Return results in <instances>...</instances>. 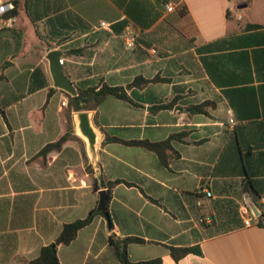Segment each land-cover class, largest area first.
<instances>
[{
  "label": "crops",
  "instance_id": "obj_1",
  "mask_svg": "<svg viewBox=\"0 0 264 264\" xmlns=\"http://www.w3.org/2000/svg\"><path fill=\"white\" fill-rule=\"evenodd\" d=\"M3 4L12 8L0 16V264L37 259L98 210L104 181H121L109 218L59 246L61 264H122L113 241L126 238L145 241L129 245L132 262L264 264V0ZM54 49L77 89L123 87L133 101L111 96L90 111L103 133L100 168L76 113L84 146L73 138L43 153L68 132ZM138 78L149 83L134 87ZM109 138L160 144L161 154ZM171 247L202 254L176 261Z\"/></svg>",
  "mask_w": 264,
  "mask_h": 264
},
{
  "label": "trees",
  "instance_id": "obj_2",
  "mask_svg": "<svg viewBox=\"0 0 264 264\" xmlns=\"http://www.w3.org/2000/svg\"><path fill=\"white\" fill-rule=\"evenodd\" d=\"M159 1L163 3H168L170 0H159ZM121 26L123 30H125L127 27L125 23H122ZM114 28L117 30V26H114ZM68 55H70V52L68 53ZM156 81H158V79H155L152 82H156ZM147 83H149V81L145 80L144 78H138L134 82V87L142 86L143 84L145 85ZM78 90L82 94H89V97L85 99L84 103H82L81 101L76 100L67 92L63 91L69 100L67 107L68 132L59 142L47 146L43 150V153L47 154L53 150L60 149L62 148L64 143H66L69 140H72L73 138L78 139L84 146V141L74 134L73 113H78L82 111H96L105 102V100L111 96L126 102L133 103L132 99L129 97L128 93L126 92V89L123 87H112L107 84H102L100 86V84H97L94 87L88 89L79 87ZM170 107H171L170 105L162 106V108H170ZM202 111H203L202 106H197L191 109L192 113H199ZM108 141H120L128 145H142L152 151H156L161 154L160 144L142 142V141L127 142L115 138H109ZM83 150L85 151V147H83ZM88 173L90 175V179L94 187V190L96 192L99 191L100 189L99 182L98 179L95 177V171L92 168V166L88 168ZM120 183L121 181H115L109 183L104 181L103 187L108 189L107 210L112 197V188ZM102 214H103L102 212L95 210L92 211L86 219L79 220L75 223L66 225L63 232L56 240V242L54 244L44 247L41 250L39 257L35 260L28 262L27 264H61L58 255V247L61 245L71 244L77 238L78 233L83 228L89 226L94 221L97 215H102ZM144 242L145 241L140 238H126L124 240H114L113 246L122 264H163V260L161 258L148 260V261H141V262H132L130 260L128 254L129 245L131 243H144ZM190 254L201 255L202 252L199 247H182V248L171 247V255L176 261H180Z\"/></svg>",
  "mask_w": 264,
  "mask_h": 264
},
{
  "label": "water",
  "instance_id": "obj_3",
  "mask_svg": "<svg viewBox=\"0 0 264 264\" xmlns=\"http://www.w3.org/2000/svg\"><path fill=\"white\" fill-rule=\"evenodd\" d=\"M65 56L66 53L59 49L51 50L47 55V59L50 63L51 75L54 81V87L67 92L76 100L84 103L85 99L89 97V94L80 93L76 85L66 75L63 62V58ZM75 121L77 124L75 132L87 143L88 152L90 154L93 166L100 168L98 145L103 133L95 126L92 113L90 111L76 113ZM107 198V191L102 190L100 192L98 210L102 212L106 218H109V213L107 211Z\"/></svg>",
  "mask_w": 264,
  "mask_h": 264
},
{
  "label": "built area",
  "instance_id": "obj_4",
  "mask_svg": "<svg viewBox=\"0 0 264 264\" xmlns=\"http://www.w3.org/2000/svg\"><path fill=\"white\" fill-rule=\"evenodd\" d=\"M230 7L232 8V5ZM10 8H12V5L11 4H8V5H4L3 4V5H0V16H3L5 13H7L10 10ZM168 10L169 11H173L174 10V7L171 6V5H169L168 6ZM131 42H134V40H132ZM232 122H234V121L232 120ZM242 213H243V216H245L244 219H243L245 226H247V227L251 226L252 220H251V218H249V217L246 216L247 213H248L247 210H243Z\"/></svg>",
  "mask_w": 264,
  "mask_h": 264
},
{
  "label": "rangeland",
  "instance_id": "obj_5",
  "mask_svg": "<svg viewBox=\"0 0 264 264\" xmlns=\"http://www.w3.org/2000/svg\"><path fill=\"white\" fill-rule=\"evenodd\" d=\"M173 1H175V0H173ZM74 124H75V127L77 128V124H76L75 118H74ZM76 128H75V130H76Z\"/></svg>",
  "mask_w": 264,
  "mask_h": 264
},
{
  "label": "bare ground",
  "instance_id": "obj_6",
  "mask_svg": "<svg viewBox=\"0 0 264 264\" xmlns=\"http://www.w3.org/2000/svg\"><path fill=\"white\" fill-rule=\"evenodd\" d=\"M81 135V134H80ZM82 136V135H81ZM83 137V136H82ZM84 138V137H83Z\"/></svg>",
  "mask_w": 264,
  "mask_h": 264
}]
</instances>
